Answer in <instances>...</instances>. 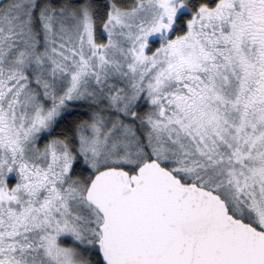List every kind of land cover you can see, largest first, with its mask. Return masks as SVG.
I'll use <instances>...</instances> for the list:
<instances>
[{
    "label": "snow or ice",
    "instance_id": "1",
    "mask_svg": "<svg viewBox=\"0 0 264 264\" xmlns=\"http://www.w3.org/2000/svg\"><path fill=\"white\" fill-rule=\"evenodd\" d=\"M0 264H264V0H0Z\"/></svg>",
    "mask_w": 264,
    "mask_h": 264
}]
</instances>
